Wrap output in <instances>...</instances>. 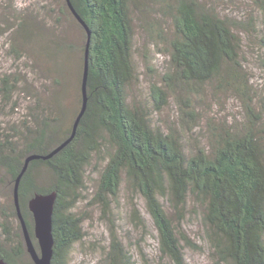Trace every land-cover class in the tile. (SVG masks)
<instances>
[{
  "label": "trees",
  "instance_id": "16d2710c",
  "mask_svg": "<svg viewBox=\"0 0 264 264\" xmlns=\"http://www.w3.org/2000/svg\"><path fill=\"white\" fill-rule=\"evenodd\" d=\"M248 1L44 0L25 8L0 0V54L21 70H0L1 261L35 264L15 202L18 179L38 253L30 201L55 196L51 264H72L84 244L83 202L108 224L96 264H190L186 248H204L213 264H264V83L246 57L264 70V0ZM137 29L166 56L158 65L140 53L150 80L144 96L134 93ZM41 60L58 74L35 95L25 75L37 79ZM221 93L237 98V115H207L208 98ZM190 223L200 227L197 240Z\"/></svg>",
  "mask_w": 264,
  "mask_h": 264
},
{
  "label": "rangeland",
  "instance_id": "374dc122",
  "mask_svg": "<svg viewBox=\"0 0 264 264\" xmlns=\"http://www.w3.org/2000/svg\"><path fill=\"white\" fill-rule=\"evenodd\" d=\"M14 4L17 6H24L26 8V5L32 4V3H38L44 0H12ZM232 4L235 5H242L244 4L245 6L249 4L248 0H230ZM65 26V27H64ZM63 27H60L62 32L69 34L70 37L69 39H74L73 33H74V28L68 27L64 25ZM136 53H135V62L138 67L139 71V79L137 82V87L134 89V93L137 95L141 94L144 96V94L148 91L147 87L150 82L148 76H147V71L144 66V63L142 61V57L140 53H146L148 52L149 56L153 59L155 63L158 65L162 64L164 60L166 59V56L164 54H159L156 52L154 49L153 45L149 43V40L144 36V34L137 29L136 30ZM1 43V41H0ZM246 57L248 59L247 65L249 68V71L254 75V79L257 81V83H264V70L258 66V61L254 59V57L251 54H246ZM20 64H18V69L14 66L13 62L11 59H9L5 54H0V70L1 71H15L17 74H20L21 71L19 69ZM36 67H38V73H37V79L34 77V75H31V73H28L25 75V77L28 75V78L32 79V77L35 79L31 80L32 85L34 86L33 88V93L35 95L37 94H42L44 93L43 87H51V80L52 78L57 77V72L56 71H51L53 69H50L51 63L45 62L44 60L38 61ZM66 73H65V78L69 83V88H68V94L66 97V101L68 105H73L72 103L75 102V64H74V59L70 58L66 62ZM51 71V72H49ZM29 80V79H28ZM33 81V82H32ZM40 90V91H39ZM24 94L17 93L16 98L18 99V103H20L23 107L28 104V100L23 99ZM215 99V100H214ZM211 103L209 104V109H205L207 112V115H229V114H235L237 115L238 109H239V103L237 102V98L234 97L233 95H229L227 93H221L218 95V97H209L208 101ZM24 108H21V111H23ZM15 115V114H14ZM17 116V115H16ZM96 165V164H93ZM90 170H92L90 168ZM92 172V171H90ZM93 185V184H92ZM123 194L121 198V203H122V209L124 212H127V193H126V186L123 187ZM79 206L81 209H85L87 211L86 218L84 219L83 222V227L86 232L85 234V242L84 244H81L80 246L75 247L73 253H72V264H96V260L100 258L101 256V251L100 249L106 248L108 241H109V230H108V224L102 220L101 218V211L99 207L93 205L91 207L85 205V203H80ZM188 233L193 237V239L197 240V232L198 229L200 228L198 224L196 223H190V224H185ZM136 234L139 236V232H136ZM199 244L201 242H198ZM154 247V242L152 239H149V247L146 249V252L148 254L152 253V248ZM186 253V260L190 264H213L211 258L208 256V254L204 251V248H201V250L198 249H193V248H186L185 250Z\"/></svg>",
  "mask_w": 264,
  "mask_h": 264
},
{
  "label": "water",
  "instance_id": "95a60500",
  "mask_svg": "<svg viewBox=\"0 0 264 264\" xmlns=\"http://www.w3.org/2000/svg\"><path fill=\"white\" fill-rule=\"evenodd\" d=\"M86 74H87V63H85L84 68V75H83V84H82V95H83V105L82 109L79 115L83 112L85 108V102H86V92H85V83H86ZM36 156H30L29 159L34 158ZM26 163L24 165L23 170L26 167ZM17 183L15 186V202L18 208V214L21 221L26 247L28 252L30 253L33 261L35 264H51V259L53 257L52 252V211H53V203L55 196L49 195V196H41L37 197L30 201V210L32 211L33 218H34V235L38 241L39 245V253L35 249L33 242L31 240V236L29 233V230L27 228V225L25 223L24 218L22 217L19 204H18V197H17ZM0 264H7L0 260Z\"/></svg>",
  "mask_w": 264,
  "mask_h": 264
}]
</instances>
